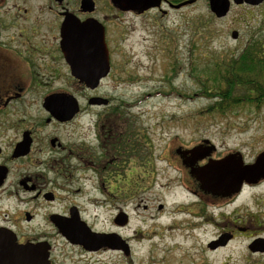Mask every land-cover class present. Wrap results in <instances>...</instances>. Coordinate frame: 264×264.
Segmentation results:
<instances>
[{
  "label": "rangeland",
  "instance_id": "obj_1",
  "mask_svg": "<svg viewBox=\"0 0 264 264\" xmlns=\"http://www.w3.org/2000/svg\"><path fill=\"white\" fill-rule=\"evenodd\" d=\"M164 9L166 17L150 14L149 27H111L119 40L114 59L118 73L99 92L129 119L134 130L133 160L145 165L150 158L148 174L133 178L130 170V175L115 172L111 178L104 176L110 182L118 177L122 190L101 207L85 204V196L73 192L82 189L92 194V181L85 178L95 177L93 173L77 174L73 183L66 177V210L72 204L84 205L96 233L114 231V219L128 216V223L122 226L125 229L117 235L129 244L130 255L118 251L85 258L66 243V264H264V253L250 250L254 242L264 241L254 239L260 233L264 237V180L245 186L232 202L214 203L205 213H214L213 224L205 225L204 218H198L202 209L194 206L200 204L189 192L191 178L171 160L176 147L189 148L201 139L216 147L213 160L237 153L245 165H252L264 153V107L209 113L214 100L201 95L203 87L198 81L201 78L212 85L205 70L213 67L218 56H237L243 51L259 29L264 4L232 5L224 18L215 17L209 0L177 11ZM200 22L205 27H199ZM234 31L239 33L237 40L232 39ZM95 120L89 114L66 126V143L77 145L86 134L92 141L89 128ZM132 181L135 185L128 184ZM126 187L130 192L125 194ZM95 196L105 202L98 190ZM221 214L225 217L218 218ZM39 223L43 224L41 218ZM231 224L245 228L247 234L240 232L222 248L209 250V245L219 241L221 230ZM56 243V256L62 264L65 245Z\"/></svg>",
  "mask_w": 264,
  "mask_h": 264
},
{
  "label": "flooded vegetation",
  "instance_id": "obj_2",
  "mask_svg": "<svg viewBox=\"0 0 264 264\" xmlns=\"http://www.w3.org/2000/svg\"><path fill=\"white\" fill-rule=\"evenodd\" d=\"M168 3L171 2L164 0L160 8L140 11L124 10L112 0H0V254L6 252L3 238H10L18 245L47 243L50 264H60L56 240L65 245L62 264H66V243L85 258L119 251L108 247L88 250L66 240V218L81 220L98 232L89 224L84 205L72 204L66 210V177L73 183V176L93 173L95 177L85 178L92 181V194L82 189L73 192L85 196V204L101 207L111 203L113 195L122 190L118 177L110 182L104 176L111 178L115 172L116 175L131 172L133 178L139 173L144 178L148 174L150 158L145 165L133 160L134 130L129 119L124 118L119 108H112L111 101L101 97L99 92L104 83L116 78L118 73L114 59L118 55L119 40L111 27H149L151 13L166 17L168 11L164 8L174 10ZM70 20L75 27L104 28L110 70L96 88L73 76L66 56V22ZM85 35L94 37L95 33L90 31ZM94 42L92 40L90 45ZM81 52V69L85 75L95 78L94 50ZM66 96L76 98L80 106L79 113L70 121H66ZM83 96L86 106L82 103ZM92 100L108 102L100 104ZM99 109L103 111H95ZM89 114L96 116L89 128L93 140L89 141L86 134L77 145L66 143V126ZM194 149L204 155L202 159L183 153ZM215 153L216 147L208 139H201L189 148L176 147L171 158L177 168L185 170L191 178L189 192L200 204L194 206L199 211L202 209L203 215L198 218L203 217L205 225L213 224L214 213H205L214 208V203L232 202L245 186L264 180L244 181L238 193L230 189L222 194L206 193L191 173L211 160L219 161L213 160ZM120 169L123 170L119 172ZM128 184L135 185L133 181ZM129 187L123 191L125 194L130 192ZM97 190L105 202L95 196ZM222 217L225 216L218 215ZM40 218L43 224L39 223ZM113 225L115 230L105 234H117L125 229L117 219ZM228 226L219 233V243L225 239L235 240L240 232L247 234L245 228L235 224ZM263 238L261 233L254 237ZM208 248L215 251L210 245ZM219 248L222 246L217 250ZM0 264H4L1 256Z\"/></svg>",
  "mask_w": 264,
  "mask_h": 264
},
{
  "label": "water",
  "instance_id": "obj_3",
  "mask_svg": "<svg viewBox=\"0 0 264 264\" xmlns=\"http://www.w3.org/2000/svg\"><path fill=\"white\" fill-rule=\"evenodd\" d=\"M199 0H187L179 4L168 3L170 8L181 10L185 7L196 4ZM112 2L124 10L146 11L153 8H160L164 0H112ZM264 4V0H209L210 10L217 18L226 17L232 5L258 7ZM93 31L94 37L85 35ZM78 34V37H77ZM232 39L237 40L239 33L234 31ZM94 40L93 46L90 42ZM94 50V65L97 69L96 77L91 78L85 75L81 69L82 50ZM80 53H76V51ZM75 51V53H74ZM66 56L72 67V73L81 83H86L91 88L98 87L100 80L106 77L110 70L108 48L105 41V31L103 27H75L70 20L66 22ZM89 58H87V61ZM88 63V62H87ZM103 102L107 100H92V103ZM80 111V106L76 98L66 96V121L72 120ZM184 155H191L194 158L202 159L204 155L197 149L189 152H183ZM192 176L202 185L206 193L222 194L229 189L233 193L240 192L244 181L247 183L264 179V153H262L252 165H245L240 154L230 155L219 161H210L205 167L192 171ZM120 226L128 223V216L119 215L117 218ZM66 240L72 244L83 246L86 249L99 250L108 247L113 250H119L130 255V246L117 234H100L94 232L81 220H72L66 218ZM6 242V252L0 254L4 264H50V247L47 243L18 245L13 244L10 238H3ZM230 239H225L223 243L214 242L211 246L216 250L220 246H225ZM259 244V245H258ZM92 247V248H91ZM252 252H264V241L259 240L250 246Z\"/></svg>",
  "mask_w": 264,
  "mask_h": 264
},
{
  "label": "trees",
  "instance_id": "obj_4",
  "mask_svg": "<svg viewBox=\"0 0 264 264\" xmlns=\"http://www.w3.org/2000/svg\"><path fill=\"white\" fill-rule=\"evenodd\" d=\"M169 1L179 4L187 0ZM199 27H205L204 23L200 22ZM218 57L213 67L205 70L212 85L198 78L203 87L201 95L214 100L207 111L226 114L247 106L264 107V16L256 35L239 55Z\"/></svg>",
  "mask_w": 264,
  "mask_h": 264
}]
</instances>
